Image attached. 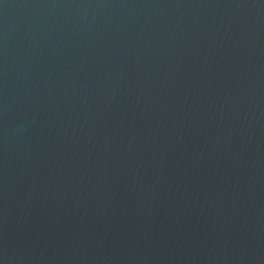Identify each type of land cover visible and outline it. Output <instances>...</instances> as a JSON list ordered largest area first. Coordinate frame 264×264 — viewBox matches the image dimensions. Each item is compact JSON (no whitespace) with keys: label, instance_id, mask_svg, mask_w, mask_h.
<instances>
[{"label":"water","instance_id":"1","mask_svg":"<svg viewBox=\"0 0 264 264\" xmlns=\"http://www.w3.org/2000/svg\"><path fill=\"white\" fill-rule=\"evenodd\" d=\"M0 264H264V0H0Z\"/></svg>","mask_w":264,"mask_h":264}]
</instances>
